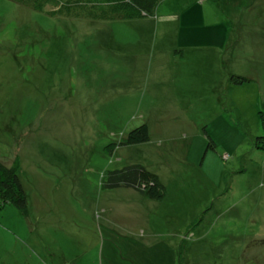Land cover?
I'll list each match as a JSON object with an SVG mask.
<instances>
[{"label":"rangeland","instance_id":"374dc122","mask_svg":"<svg viewBox=\"0 0 264 264\" xmlns=\"http://www.w3.org/2000/svg\"><path fill=\"white\" fill-rule=\"evenodd\" d=\"M194 3L188 15L200 23L183 26L194 32L181 43L216 45L221 77L213 66L211 79L192 80L168 133L162 93L151 99L124 83L132 26L0 0V160L19 157L29 202L27 213L0 212V264H170L165 250L179 239L177 264H264V0ZM232 75L251 81L235 85ZM142 124L151 141L120 146ZM128 164L156 173L165 199L103 190L104 174ZM133 222L158 230L141 239Z\"/></svg>","mask_w":264,"mask_h":264},{"label":"crops","instance_id":"0c3cea01","mask_svg":"<svg viewBox=\"0 0 264 264\" xmlns=\"http://www.w3.org/2000/svg\"><path fill=\"white\" fill-rule=\"evenodd\" d=\"M194 1L195 0H163L159 3L155 12L151 16L130 21L111 22H125L134 29L131 32V37L137 39L138 42L134 44L135 47L132 46L131 48L133 56H130L125 60L127 64L124 72V83L129 87L130 93L136 91L137 88H144L148 91V95L151 99L160 97V94L162 93L161 98L163 99L160 98L159 100H156V103L158 102L160 105L161 113L164 117V120H162V122L165 123L163 124V132H174V130L170 129L171 125H167V123L172 120L171 117L174 115L181 114V112L174 111V107H180L181 103L189 102L191 95H189V87L187 88V86L193 84L191 83L192 80L211 79L213 66L214 73L218 72V76L222 71L221 67L223 65V58L221 53L216 49L211 48L217 47L216 45H209L205 43V41L199 45L184 44L185 42L181 43L182 31L194 32L193 28L183 26L190 23H200V20H197V18H190L192 15H188V12H190L189 8L195 4ZM202 4L203 6H196L202 10V7L205 5L204 2ZM159 23L160 26L163 27L160 32L157 31ZM112 34L114 33L111 31L107 32V37L111 38ZM112 40L116 42L113 37ZM162 43L165 45H162ZM222 44L223 47H227V41ZM198 49L204 50L195 53ZM219 49H221V46ZM220 77L221 76H219L218 79L215 77V82L220 81ZM224 77V80H227V72H225ZM111 82L112 84H107L105 88L96 87L95 89L92 87V94L101 95L100 93L102 92V94H104L106 89H111L117 86L115 80ZM120 84L122 83L120 82ZM169 102L173 107L167 108L165 106V104H168ZM186 123L189 124V121ZM176 129L182 130L180 127ZM149 130L151 134L152 131L150 126ZM180 133L186 135L185 130ZM161 137L163 138V141H165L167 136ZM169 138H171L169 143H174V138L171 136ZM176 138L181 139L179 136H176ZM154 228L155 227H148L147 230L142 224L133 222V226L130 230L133 231L135 229L136 234L139 233L142 236H145L141 239H147L153 234V231L155 232V230H158ZM148 234L150 236H147ZM181 245H183V242H180L179 239L175 243L173 242L172 244H169L166 248L167 260L170 264H177V262L182 259ZM164 254L165 253H163L161 257H163ZM141 255L144 257L147 255L150 256L147 249H144V254ZM151 255L153 257L157 256V252H151Z\"/></svg>","mask_w":264,"mask_h":264},{"label":"trees","instance_id":"16d2710c","mask_svg":"<svg viewBox=\"0 0 264 264\" xmlns=\"http://www.w3.org/2000/svg\"><path fill=\"white\" fill-rule=\"evenodd\" d=\"M19 6L36 12H47L54 17L88 20L93 22L130 21L151 16L163 0H9ZM50 7V8H49ZM235 84L250 82L251 79L232 75ZM264 107V101L261 102ZM264 116V115H263ZM151 141L149 126L142 124L132 129L119 144L137 146ZM210 148L215 143L209 137ZM257 146L264 150V135L258 137ZM21 161L18 156L6 162L0 160V212L7 205H14L23 213L28 212V195L20 177ZM105 191L119 188L132 189L148 200L161 202L166 197V189L159 176L140 164H128L107 171L101 182Z\"/></svg>","mask_w":264,"mask_h":264},{"label":"built area","instance_id":"2783aa9c","mask_svg":"<svg viewBox=\"0 0 264 264\" xmlns=\"http://www.w3.org/2000/svg\"><path fill=\"white\" fill-rule=\"evenodd\" d=\"M200 1H203V0H200Z\"/></svg>","mask_w":264,"mask_h":264}]
</instances>
